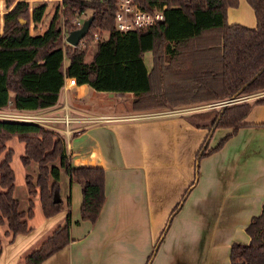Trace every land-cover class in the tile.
<instances>
[{"label": "trees", "instance_id": "obj_1", "mask_svg": "<svg viewBox=\"0 0 264 264\" xmlns=\"http://www.w3.org/2000/svg\"><path fill=\"white\" fill-rule=\"evenodd\" d=\"M138 1L144 8L165 4L164 19L120 31L113 27V0H59L62 26L67 31L79 26L73 22L75 17L87 7L91 9L87 32L72 45L61 43L62 29L52 21L43 31L30 33L29 22L41 20L45 1L35 4L29 14L25 0H4L7 10L0 31V108L12 104L18 110H35L52 105L64 76H73L76 83H88L95 90L116 94L129 91L134 94L130 102L134 111L220 101L264 89V0H246L255 15L252 27L227 22V8L238 0ZM95 39L96 49L85 61L89 43ZM145 51L151 52L150 68L143 60ZM254 103H264V94L189 115L195 125L208 127L206 139L221 126L235 131ZM204 119L207 124L199 122ZM13 135L23 141L21 163H37L33 180L29 173L24 175L28 203L23 209L13 195L12 148L5 150V140ZM229 135L221 136L213 147L207 148L208 143L203 142L195 158L220 148ZM3 150L0 223H5L6 233L13 237L29 229L27 219L34 214L36 188L45 215L57 213L70 201L69 195L65 199L59 196L58 178L63 171L81 183V217L95 219L104 197L103 167L71 165L60 131L39 122L0 118V153ZM261 207L247 223L248 242H232L230 264H264V203ZM69 225L68 212L64 221L24 256L22 264H41L63 247L69 241ZM151 255L152 251L144 264H150Z\"/></svg>", "mask_w": 264, "mask_h": 264}, {"label": "crops", "instance_id": "obj_2", "mask_svg": "<svg viewBox=\"0 0 264 264\" xmlns=\"http://www.w3.org/2000/svg\"><path fill=\"white\" fill-rule=\"evenodd\" d=\"M226 19L256 24L246 0L228 6ZM32 24L37 29L39 22ZM96 91L64 82L52 105L24 111L43 115L37 122L62 133L71 165L103 167L97 216L81 217V183L63 171L59 196L70 201L62 209L45 215L35 192L27 231L12 237L0 223V264H22L68 212L69 241L41 264H144L150 251V264H230L232 242H248L247 223L264 203V103H254L235 131L221 126L205 139L207 127L173 111L179 107L116 110L112 95ZM226 133L220 148L195 158L203 142L213 147Z\"/></svg>", "mask_w": 264, "mask_h": 264}, {"label": "rangeland", "instance_id": "obj_3", "mask_svg": "<svg viewBox=\"0 0 264 264\" xmlns=\"http://www.w3.org/2000/svg\"><path fill=\"white\" fill-rule=\"evenodd\" d=\"M25 1L27 2V12L29 13L35 4L39 3L42 0H25ZM43 1H45V3H46L45 9H44V14H43L41 20L38 21L39 24L36 25V26H38L37 29L33 28L34 27V25L32 24L33 20H30L29 25H28V29H29L30 33L31 32L34 33L35 31H43L44 28L46 27V25L51 21L54 22L55 24L59 25L61 27V29L63 28V26H62L63 25L62 24L63 16H62V12L60 11V8L58 6L59 0H43ZM87 1L89 2V0H87ZM5 10H7V7L4 8L3 11L0 10V16H1L0 31H1L2 23H3V12ZM89 15H91V9L89 7H87L84 10V13H82L81 15H78L77 17H78V19L83 20L84 17H87ZM21 20H22V18H21ZM105 34H106V31H104L102 35H105ZM61 43H66L63 40L62 33H61ZM94 47H95V41L90 42L88 50L84 56V60L89 59V57L91 56V54L94 51ZM149 59H150V53L147 51L144 54V60H146L147 66H150V60ZM257 91H260V90H257ZM96 92H97V94H100L101 96L112 95V97L114 98L112 103L115 105L116 110L120 109V108L124 110L125 107H130L129 104H130V97H131L132 93L129 91L125 92L124 95H122L120 97H116L115 94H113V92L107 91V90H103V91L97 90ZM254 92L243 93V94H250L251 95L250 97L246 98L245 100H253L254 97L257 96V95L253 96ZM112 103H108L105 107L112 106L111 105ZM215 103L216 102H209V101L196 103V104H194V107H192V109H189L188 111H184V112L187 113V112L199 111V110H202V112H204L207 109L217 108L220 106L218 104L215 105ZM187 105H181V106L178 105L177 107L186 109L187 107H189ZM162 108H165V107H161V108H157V109H162ZM20 112L34 113L31 111H28V112L24 111V109H20V110L15 109L11 104H8V105L0 108V116H2L0 118H2V119H4V118L15 119L13 117H5L4 114H8V113L16 114V113H20ZM16 120H20V119H16ZM21 120H23V119H21ZM199 122L207 124L208 120L207 119L199 120ZM207 130H208V127H207ZM5 147H6L5 150L9 147L12 148V154H11V158L9 160V163L11 164V166L13 167V170H14L13 195H14V197L17 198V200L19 202V208L23 209L27 206V203H28V192H27L26 181L24 180V175L26 172L29 173V175L31 176V179L33 180V178L35 177L36 170H37V163L30 161L28 166H25L23 163H21L20 155L24 152L23 141L19 140L16 135H13L10 138L5 140ZM5 150H3L0 153V159L3 157ZM195 169L196 168H194V171H195ZM36 192H38L37 188H36ZM35 199L36 198L34 196L33 197V203H34L33 206L35 205V201H36ZM36 203H37V201H36ZM35 219H36V217L34 218V220Z\"/></svg>", "mask_w": 264, "mask_h": 264}, {"label": "built area", "instance_id": "obj_4", "mask_svg": "<svg viewBox=\"0 0 264 264\" xmlns=\"http://www.w3.org/2000/svg\"><path fill=\"white\" fill-rule=\"evenodd\" d=\"M3 0H0V10L3 11L2 8H4V4L2 3ZM165 4L157 5L152 4L150 8H144L138 0H113V27L115 29L120 31H128V30H134L138 27H144L151 25L152 23H155L157 21L164 19V8ZM73 22L76 25H80L82 22V19H78V17H75L73 19ZM62 36L63 40L66 42L65 37L68 34V31L65 28H62ZM95 37H97V34H95ZM65 81V84H74L76 83V78L73 76H64L63 78ZM63 82V83H64ZM264 94V89L260 91H255L253 96L255 95H261ZM250 94H237L235 96H231L225 99H221L220 101H213L216 102L218 105H224L229 103H234L240 100H245L246 98L250 97ZM186 109L183 108H175L173 111L175 112H184L188 111L189 109H192L194 105H187ZM28 112V111H27ZM5 117H13L15 119H23L27 121L37 122L44 120L45 117L43 115H40L39 113H8L4 114ZM3 116V117H4ZM2 117V116H0ZM65 114L62 118L63 122L67 124V122L70 120Z\"/></svg>", "mask_w": 264, "mask_h": 264}, {"label": "water", "instance_id": "obj_5", "mask_svg": "<svg viewBox=\"0 0 264 264\" xmlns=\"http://www.w3.org/2000/svg\"><path fill=\"white\" fill-rule=\"evenodd\" d=\"M92 17H93L92 15L84 17V19L82 20V22L80 23V25L78 27L70 29L68 31V34L65 37L66 42L70 43L72 45L77 44L82 39V37L85 35V33L87 32L88 26L92 20ZM54 196H56V195H54ZM58 197L59 196L57 195L56 198H58ZM156 245H155V247H156Z\"/></svg>", "mask_w": 264, "mask_h": 264}]
</instances>
